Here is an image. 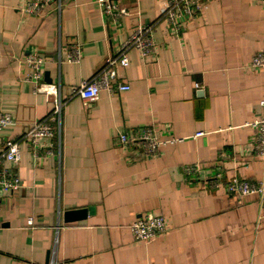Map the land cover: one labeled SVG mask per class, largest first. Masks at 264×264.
Wrapping results in <instances>:
<instances>
[{
    "label": "crops",
    "instance_id": "0c3cea01",
    "mask_svg": "<svg viewBox=\"0 0 264 264\" xmlns=\"http://www.w3.org/2000/svg\"><path fill=\"white\" fill-rule=\"evenodd\" d=\"M28 1L0 0V113L16 123L0 132V149L53 106L26 80V59L37 55L43 82L59 87L64 101L60 171L56 141L38 159L19 145L23 187L0 191V264H47L55 240L63 264H264L257 197L237 201L223 185L234 176L264 183V164L250 150L264 72L247 68L264 49L259 0H201L206 9L179 38L157 24V56L142 61L130 51L118 70L129 90L102 91L93 104L69 99L71 89L101 70L138 25L156 21L163 0H112L128 13L117 25L96 0H52L40 16L22 11ZM72 44L82 48L78 63L66 61ZM149 125L175 142L146 158L119 145L118 133ZM196 163L199 173L186 181L183 167ZM220 169L222 183L206 187L201 180ZM68 212L84 215L66 221ZM143 213L166 217L169 232L135 243L129 225Z\"/></svg>",
    "mask_w": 264,
    "mask_h": 264
},
{
    "label": "built area",
    "instance_id": "2783aa9c",
    "mask_svg": "<svg viewBox=\"0 0 264 264\" xmlns=\"http://www.w3.org/2000/svg\"><path fill=\"white\" fill-rule=\"evenodd\" d=\"M52 0H29L23 12L33 16H40L43 8ZM102 10L106 22L110 21L114 25L118 24L122 17L128 13L118 8L112 0H96ZM264 9V0H259ZM206 5L201 0H163L160 7V14L156 21L147 25H138L131 35L123 41L117 53L110 55L104 62L101 70L96 72L91 79L81 82L78 86L71 89L69 99L78 98L83 103L93 104L100 98V93L105 91L110 94L122 93L129 90V86L119 80L118 70L128 67V53L135 50L139 53L142 61L149 57L157 56V46L153 41V32L157 24L164 23L170 33L179 38L185 29V24L191 22L195 17L202 15ZM82 48L79 44L70 45L66 61L68 63H78ZM29 69L27 81L33 85L35 94H43L53 97V106L44 118L35 121L31 125L25 126L18 140H5L0 149V191L15 193L23 187V182L17 172L20 163V144L24 143L34 159H38L43 150L49 154L53 153L54 141L58 149L56 160L58 163V174L60 171V135H61V110L64 101L60 98L59 87L43 82L42 66L45 61L37 55H29L26 59ZM253 71L264 72V49L258 51L251 63L247 67ZM68 100V99H67ZM261 114L250 126L254 130L251 141V155L264 164V98L258 102ZM16 123L10 115L0 113V132ZM197 133L195 137L202 136ZM118 143L121 147L138 149L140 157L155 156L159 150L168 143L175 140L163 141L155 134L153 125L140 127L130 133L121 132L117 135ZM46 141H53L46 144ZM56 149V148H55ZM226 157L224 152L218 153L219 162ZM200 171L199 164H189L183 167L185 180L196 178ZM221 169L212 177L201 180L206 187L213 189L222 183ZM225 192L237 201L250 197H257L259 213L256 222V229H259L264 221V183L260 181H248L238 176H234L223 183ZM27 224L31 226L33 221L27 219ZM170 230L168 219L163 215H152L143 213L136 216L130 223L129 231L135 243L149 244L163 236ZM56 240L49 253L47 264H63L57 261L55 256Z\"/></svg>",
    "mask_w": 264,
    "mask_h": 264
},
{
    "label": "water",
    "instance_id": "95a60500",
    "mask_svg": "<svg viewBox=\"0 0 264 264\" xmlns=\"http://www.w3.org/2000/svg\"><path fill=\"white\" fill-rule=\"evenodd\" d=\"M83 215H84L83 212H81V213L68 212L64 216H65L66 221H73L74 219L81 218Z\"/></svg>",
    "mask_w": 264,
    "mask_h": 264
}]
</instances>
